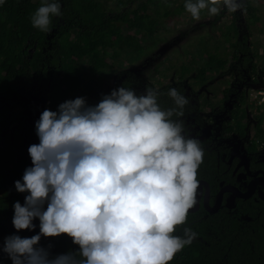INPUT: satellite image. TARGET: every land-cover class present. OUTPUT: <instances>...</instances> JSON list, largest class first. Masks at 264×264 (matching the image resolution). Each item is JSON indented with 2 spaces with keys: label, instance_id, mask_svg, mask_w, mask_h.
<instances>
[{
  "label": "clouds",
  "instance_id": "1",
  "mask_svg": "<svg viewBox=\"0 0 264 264\" xmlns=\"http://www.w3.org/2000/svg\"><path fill=\"white\" fill-rule=\"evenodd\" d=\"M244 2L184 0L183 7L199 20L202 10L213 17ZM62 15L60 0H41L30 23L47 33ZM160 95L154 87L138 93L121 84L95 104L76 96L55 110L44 107L34 121L38 143L27 147L30 166L13 181L26 194L13 201L16 231L0 245L10 264H167L191 242L194 233H173L194 204L203 148L186 134L188 97L169 87L171 105L162 108ZM60 234L77 247L53 253L51 243L40 244Z\"/></svg>",
  "mask_w": 264,
  "mask_h": 264
},
{
  "label": "trees",
  "instance_id": "2",
  "mask_svg": "<svg viewBox=\"0 0 264 264\" xmlns=\"http://www.w3.org/2000/svg\"><path fill=\"white\" fill-rule=\"evenodd\" d=\"M126 1L118 0L117 8L123 6V11L117 9L109 12L102 0H60L63 15L52 19L51 30L47 33L33 28L30 23V16L40 6L41 0H4L0 4V226L11 224L12 203L16 200L22 203L26 194L16 192L13 186V181L20 178L30 158L28 153L26 156H19L20 149H27L30 140L27 138V144L23 145L26 142L17 133L15 125L17 118L26 121L25 116H28L29 109L25 110L26 113H14L11 110L18 105L17 102L23 105L21 96L27 101L30 94H38L40 91V95L49 101L50 110H55L58 103L76 96H84L87 103L95 104L101 94L126 84L138 93H142L145 87L159 89L161 95L158 102L162 108L171 105V100L166 95L167 89L176 87L190 101L184 116L199 109L200 98H204L205 105L211 107V102L203 90L195 96L194 89L186 83L189 77L194 81L204 82L213 77V72H208L210 67L206 64L193 65L191 76L188 75L187 66H181L178 73H173L172 83L159 86L131 69L105 72L104 69L111 64L112 53H116V50L127 47L131 49L130 54L138 56L144 50L132 38L126 37V29H133L144 37H151L157 32L155 19L148 12L129 8ZM149 1L152 0L142 3ZM240 10L245 16H255L258 13L252 0H245ZM240 10L232 13L231 24L226 26L227 32L233 33L231 36L227 34L225 38L231 49L229 64L225 68V62L222 61V65L214 68L223 71V74L226 72L228 79L236 83L249 79L258 84L259 76L264 74V64H257L255 60L257 51L255 47L252 48L253 42L250 40L253 30L251 24L240 21ZM220 13L216 15L217 18ZM213 58L209 57L207 60ZM185 83L189 89L184 86ZM104 84L108 86L105 88ZM227 92V88H224V97ZM238 97V102L230 113L232 123L227 128L229 132L242 137L245 134L246 124L243 119L246 111L239 112V109L243 104H247L248 108L252 104L246 95ZM19 99H22L21 102ZM37 99L35 104L30 100L27 107H37L41 98ZM29 116L34 119L35 113ZM251 131L255 134L264 133L263 116L251 125ZM238 226L235 217L226 223L225 248L228 256L223 264H264V233L258 232L257 237L247 234L241 240ZM49 243L53 253L77 247L66 234L43 237L41 245ZM2 264H10V260L7 258ZM167 264H210V260L209 255H205L198 244L191 241L174 254Z\"/></svg>",
  "mask_w": 264,
  "mask_h": 264
},
{
  "label": "flooded vegetation",
  "instance_id": "3",
  "mask_svg": "<svg viewBox=\"0 0 264 264\" xmlns=\"http://www.w3.org/2000/svg\"><path fill=\"white\" fill-rule=\"evenodd\" d=\"M226 79L227 86L224 88L228 90L227 96L224 97L223 88L218 104L212 101L207 88H193L195 96L203 90L211 107L199 106V109L183 117L186 134L200 140L204 151L202 159L206 158L197 169L198 187L194 204L187 209L185 221L175 227L174 235L185 238L194 233L191 241L197 243L205 255H209L210 264H223L227 260L225 236L226 223L230 218H236L241 240L247 234L257 237L258 232L264 233V149L252 140L251 125L255 119L251 117L247 104L239 109V112L246 111L243 119L245 134L238 137L227 128L232 123L230 113L238 102V96L247 97L249 87L255 82L246 79L236 83ZM184 86L192 89L186 83ZM39 114L37 106L33 122ZM25 119L27 122V116ZM27 138L32 144L31 137L24 140ZM26 154L27 149H20L19 156Z\"/></svg>",
  "mask_w": 264,
  "mask_h": 264
},
{
  "label": "rangeland",
  "instance_id": "4",
  "mask_svg": "<svg viewBox=\"0 0 264 264\" xmlns=\"http://www.w3.org/2000/svg\"><path fill=\"white\" fill-rule=\"evenodd\" d=\"M102 1L107 5L109 12H115L117 9L123 11L125 8L123 6L117 8L119 6L118 0ZM144 1L127 0L126 4L129 8H138L139 12H148L156 21L157 32L151 37H144L133 29H126V37L132 38L144 50L140 56L133 53L130 54L131 49L127 47L124 50H116V53H112L111 64L109 63V66L104 69L105 72L114 73L122 68L131 69L155 86H159L172 83L174 81L173 73H178L177 71L181 69V66H187L188 75L191 76V67L193 65L206 64L210 67L208 68V72H213L214 77H210L206 82L194 81L189 77L186 79V83L196 90L204 87L207 88L212 101L216 104L221 102L220 93L227 86L226 78L228 77L226 72L223 74V71H219L216 68L219 64L222 65V61L225 62V68L229 64L228 56L231 49L225 38L227 34L229 36L233 34L232 32L228 33L226 28V26H230L231 24L232 13L222 10L218 18L217 16L209 17L207 9H205L201 11L199 20H193L183 7L184 0H168L167 3H165V0H152L143 4L142 2ZM252 3L258 8V13L255 16H245L244 12L240 10V21H246V23L251 24L253 34L250 40L253 42L252 48L255 47L257 51L255 60L257 64H264V0H252ZM33 4L34 1L32 2ZM140 4L141 7H139ZM236 12H239V10ZM209 57L214 58L207 60ZM262 81L264 82V74L260 77L259 83L261 85ZM255 85L257 84L249 88H253ZM107 86L104 84L105 88ZM40 94V91H38V94H30L27 101L21 96L23 105L16 101L18 105L11 109L12 112L23 111L26 113L25 110L29 109L27 105L31 99L34 101L37 98L45 97ZM200 103L202 108H204L205 101L202 100ZM20 120L21 118H17L15 121L17 133L22 136L23 140L30 135L31 142L38 143V138L32 129L34 128V122ZM24 142L26 141L24 140ZM26 144L27 142L23 145ZM30 163L29 158L26 162L27 166H30ZM34 223H38V221L34 220ZM14 231L16 230L13 229L12 224L8 226L1 225L0 245H2L3 237ZM36 231H38V228L32 231L25 229L20 230L18 234L21 236H31ZM42 239L43 237L40 240V244ZM5 259L7 257L0 253V264Z\"/></svg>",
  "mask_w": 264,
  "mask_h": 264
},
{
  "label": "built area",
  "instance_id": "5",
  "mask_svg": "<svg viewBox=\"0 0 264 264\" xmlns=\"http://www.w3.org/2000/svg\"><path fill=\"white\" fill-rule=\"evenodd\" d=\"M247 100L252 104L249 107V112L253 119H255L254 124L257 121V118L260 116L264 117V85L260 87L250 88L247 95ZM48 102L46 101L45 108H49ZM252 140L260 149H264V133L255 134L252 132Z\"/></svg>",
  "mask_w": 264,
  "mask_h": 264
},
{
  "label": "water",
  "instance_id": "6",
  "mask_svg": "<svg viewBox=\"0 0 264 264\" xmlns=\"http://www.w3.org/2000/svg\"><path fill=\"white\" fill-rule=\"evenodd\" d=\"M261 86V84L259 83V84H257V85H255V87H260ZM37 100L38 99H35L34 101L31 99V102H32V104L34 103H36L37 102ZM45 102H46V98L45 97H43V98H41V99H39V101H38V106H39V110H40V112L44 109V104H45ZM36 108L37 107H35L34 105H32L30 108H29V111H28V117H27V119H28V121H33V119L31 118V116H29V115H33L34 113H35V111H36Z\"/></svg>",
  "mask_w": 264,
  "mask_h": 264
}]
</instances>
